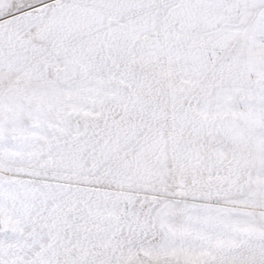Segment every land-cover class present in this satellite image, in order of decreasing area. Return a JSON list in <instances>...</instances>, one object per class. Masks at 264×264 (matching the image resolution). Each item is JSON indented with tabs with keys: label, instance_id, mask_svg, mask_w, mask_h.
Returning <instances> with one entry per match:
<instances>
[{
	"label": "snow or ice",
	"instance_id": "6c2138e0",
	"mask_svg": "<svg viewBox=\"0 0 264 264\" xmlns=\"http://www.w3.org/2000/svg\"><path fill=\"white\" fill-rule=\"evenodd\" d=\"M0 264H264V0H0Z\"/></svg>",
	"mask_w": 264,
	"mask_h": 264
}]
</instances>
